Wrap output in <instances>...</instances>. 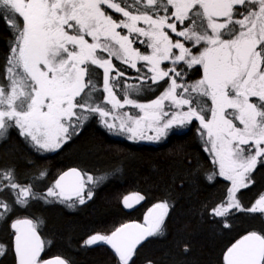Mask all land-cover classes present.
<instances>
[{"label": "snow or ice", "instance_id": "1", "mask_svg": "<svg viewBox=\"0 0 264 264\" xmlns=\"http://www.w3.org/2000/svg\"><path fill=\"white\" fill-rule=\"evenodd\" d=\"M91 126L128 147L193 132L200 150L176 145L175 171L117 194L141 216L53 251L48 211L78 214L122 172L110 148L108 165L53 174ZM184 208L227 237L217 264H264V0H0V264H77L72 244L111 264H182L188 243L143 253Z\"/></svg>", "mask_w": 264, "mask_h": 264}, {"label": "trees", "instance_id": "2", "mask_svg": "<svg viewBox=\"0 0 264 264\" xmlns=\"http://www.w3.org/2000/svg\"><path fill=\"white\" fill-rule=\"evenodd\" d=\"M183 144L188 152H199V141L193 132L186 136L173 137L164 147L155 145H116L113 139L105 135L97 126L88 127L81 137L58 156L49 161L55 175L60 169L69 166H84L95 164L105 166L112 163V152H101V149H118L120 155L119 167L121 175L113 181L99 196L96 203L78 214H66L59 208L53 207L48 213L49 227L56 234L57 247L53 251H63L69 241L78 239L87 226L93 222H111L124 218L125 212H131V217L141 216L142 210L132 211L121 208L117 194L139 188L150 187L148 178L159 173L167 177L179 163V157L173 159L172 152L176 145ZM97 152L100 155L97 156ZM214 194L216 189H210ZM205 193L201 194V199ZM186 203V202H185ZM227 237L214 231L211 226L203 223L199 216L184 208L174 219L171 234L149 245L143 255L156 259L170 253L175 258L179 252L177 242L181 245L188 243L190 252L179 259L182 264H217L219 254L226 243ZM74 258L77 264H111V257L105 248L80 250L72 244Z\"/></svg>", "mask_w": 264, "mask_h": 264}]
</instances>
